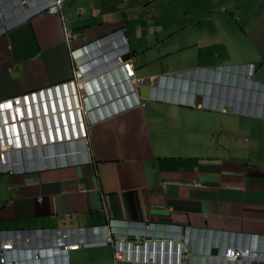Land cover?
Instances as JSON below:
<instances>
[{
	"label": "crops",
	"instance_id": "1",
	"mask_svg": "<svg viewBox=\"0 0 264 264\" xmlns=\"http://www.w3.org/2000/svg\"><path fill=\"white\" fill-rule=\"evenodd\" d=\"M45 1L0 0V100L43 94L25 124L40 136L69 133L77 105L48 88L75 79L74 49L117 29L153 90L127 107L132 98L115 91L121 70L105 63L119 53L94 52L79 80L89 91L76 92H86V137L21 150L22 162L0 170V229L27 234L17 239L27 258L35 247L53 257L66 234L78 247L60 253L63 264H115L112 243L102 242L113 232L142 236L156 251L185 233V264H247L221 259L220 247L212 254L209 240L264 239V0H62L55 13L39 9Z\"/></svg>",
	"mask_w": 264,
	"mask_h": 264
},
{
	"label": "clouds",
	"instance_id": "2",
	"mask_svg": "<svg viewBox=\"0 0 264 264\" xmlns=\"http://www.w3.org/2000/svg\"><path fill=\"white\" fill-rule=\"evenodd\" d=\"M19 1H20L19 2L20 6H24V4H27L30 2V0H26V2H24V3H22L21 0H19ZM51 4H52V0H46L44 3L39 5V9H41L42 11L49 12L48 10H46V8H47V6H49ZM58 10H59V8H57L56 11H52L50 13H55ZM73 35L75 36L74 38L77 37V35H75V34H73ZM124 41L125 42L127 41V38L124 35V32L121 29H117L114 32H111L105 36L97 38L91 42L84 43L83 45H81L78 48L73 50V52L75 51V53H76L75 54L76 55V58H75L76 69L75 70H78V65H80L83 72H84L83 73L84 77H87L88 72L85 71L86 68L84 67V65H86V60L88 61L90 59L96 58V57H93V55L95 53L98 54L97 57H101L103 59L105 56V58L107 59V56L110 53L118 52L119 54L115 55L113 60H111V61L108 60L105 63L107 65H110V66H116L117 65L121 70L120 76L123 78L122 68L117 63L116 58L120 57L122 60H129V59L124 58L125 53L127 51V47L124 46L125 45ZM104 44L109 45L112 48L110 50L108 48L106 49L103 47ZM80 52H82V53L80 54ZM249 64H252V63H249ZM249 64H247L243 68V71H245V73L248 75L247 79L249 77H252L253 73H254V65L253 64H252L253 65L252 72L248 73L247 69H248ZM134 73H135V70H134ZM135 77H136V75H135ZM139 79H141V78H139ZM79 80H77V81L75 80V82L72 86L70 84L68 85V88L70 91H72L73 88L75 89L74 90L75 93L80 89H83L85 91L87 90L86 84L79 82ZM152 80H153V78L147 80L148 86H149V88H151V90H153V87L149 84V82H151ZM156 80H157V78H156ZM142 84H144V81H142V83H140V84H133V82L127 81L125 78H123L121 80V82L116 86L115 91H116L117 95L122 94L121 97H124V98L131 97L132 103H128L126 106L127 107L133 106L135 103L140 102L142 99L141 96L138 94V91H137V87L142 85ZM87 91H89V88ZM84 93L85 94L82 96V99L84 98V96L86 97V92H84ZM72 95H73V92L71 93L72 105L73 106L77 105L75 112L78 108L79 114H78V112H76V113L80 117L77 118L78 120L74 119V121H72V122H70V119L68 120V130H69L68 134H61V136H58L56 134L57 136H54L52 130H50L48 128H44L43 130H41V134H45V130H47L48 135L40 136L37 133V131L35 129H33V127H30L29 124H25V123H24V125H21V126L17 124V133L11 127H10V131L8 133L5 132V129H3V131L1 129L0 140H1V138L4 139L3 140L4 145H2L1 141H0V167H1L0 170L5 171V170H9V169H14V167L10 166L12 163L22 162V159H23L22 155L15 156V154L20 153L21 150H26V149H29L32 147L49 146V145L56 143L59 140L60 141L61 140H73L72 138L79 137V136L81 138L86 137V131H85L86 130V123H85V120H84V118H82V115L80 113V109H81L80 100H82V99L79 100L77 98L75 101V99ZM118 111H120V110L119 109L114 110L111 113L114 114V113H117ZM67 115H68V113H67ZM9 121L10 120H7V122H9ZM11 123L12 122L10 121V124ZM71 123H73V124H71ZM74 126L76 129H74ZM77 126H78L79 130H78ZM35 132H36V135H34ZM75 132H76V134H75ZM82 132H84L85 134H83ZM6 136H12L13 141L11 143L5 142ZM15 136H18V139ZM1 153H3L2 158H1ZM56 154H58V152H53V155H56ZM38 155L40 158H46L47 157L42 151H40ZM8 233H9V231H8ZM8 233H6L5 230L0 229V240L3 237V234L6 236L4 239H11V238L14 239V243H13L11 248H9V249L2 248L1 249V246H0V249H1L0 264H48V262H52L53 264H63L64 262L59 261V258L62 257V255L60 253L62 251H68V250L76 249L78 247V244L75 243L77 245L75 248L65 249L63 241L60 240L59 242L62 243V244H60L62 246L57 245V244H56V246H53L56 250H59V251L55 252L53 257H50V254H48V255L43 254V252H40V249L38 247H35V248H29L30 252H29V256L27 258V256L24 255V248L17 247V243H18L17 239H21L24 243H26L28 241V239L26 240V237H25L27 234L19 233L16 235L17 236V238H16V237H11ZM108 235H112L114 238L121 236V238H122V236H127L128 234H120L118 232H113V234L109 233ZM180 236H185V233H182ZM59 237H61V236H59ZM56 239L57 238H55V240ZM124 239H128V238L125 237ZM172 240H177V239H172ZM260 240L263 243V245H260V246H262V253L264 255V239H259L258 243H260ZM102 242L108 243V242H104V239ZM53 243L55 244L56 241H54V242L51 241V244H53ZM215 243H216L215 239L209 240V248L211 251L212 249H216L214 247H220L219 256H220V251L225 246H231V245H221L222 244L221 242H219L217 245ZM258 243L252 248L255 249L258 246ZM167 250H168V248L165 251H167ZM163 254H164L166 260H168V258L172 256V254H170L169 252H166V253L164 252ZM160 257H161V253H158V259ZM243 262H245L247 264H251V262L258 263V262L253 261V260H248V261L243 260ZM258 264H264V260L262 261V263H258Z\"/></svg>",
	"mask_w": 264,
	"mask_h": 264
},
{
	"label": "built area",
	"instance_id": "3",
	"mask_svg": "<svg viewBox=\"0 0 264 264\" xmlns=\"http://www.w3.org/2000/svg\"><path fill=\"white\" fill-rule=\"evenodd\" d=\"M22 3L26 2V0H21ZM61 0H52V4L47 6L46 10L49 12L56 11L57 8H59ZM72 38H74V35H71ZM117 63L122 68V75L123 78H125L127 81L133 82V84H140L142 83V79H139L135 77L134 68L132 66V63L130 60H122L120 57H117ZM253 69V65H248V73H251ZM83 70L80 65H78V70H75L74 73V80H71L67 83L61 84V88L58 86H54V90L52 91L51 88H48V91L50 92H58L63 88V91L66 92V96L68 101L69 96L68 93L73 92V97L76 101V93L75 89L73 88L72 91L69 90L68 85L71 86L74 84L75 80L83 79ZM60 88V89H59ZM44 90V89H43ZM40 93V90L37 92H32L29 94H22V95H16L11 98L1 99L0 100V131L2 129H5V132L10 131V127L17 133V124L18 125H24V120L27 119V117H31V111H30V103L31 101H36L37 94ZM42 94V90L41 93ZM43 95V94H42ZM68 108H70V102H68ZM76 112L79 114V109L77 108ZM69 113L72 114V111L69 110ZM7 120H10L12 123L10 124V121L7 122ZM2 121V122H1ZM32 127V126H31ZM74 129L75 126H74ZM85 134L84 132H82ZM76 134V132H75ZM18 139V136H15ZM4 139L1 138V144L4 145ZM5 142L11 143L13 141L12 136H6ZM3 157V153H1V158ZM1 168V167H0ZM66 234H61L62 241L64 243V248H75L77 245L75 243H68L66 239ZM6 236L3 234L2 239L0 240V246L1 249H9L12 247L14 243V239H4ZM135 240L124 239L121 237H113L112 235H107L104 239V242H111L112 246L114 248V262L115 264L121 263L125 264L126 261H157L159 260L162 263H168V264H181L184 261H186V257L188 256V251H184L183 249V243H188V237L180 236V240H172L169 239L165 242L158 243L157 251L155 249H148L147 248V240H143L142 236H134ZM142 239V242H139ZM4 240V241H3ZM27 240V238H26ZM216 241V245L219 243L218 240ZM153 242V241H152ZM263 243L260 240V243H258V246L253 249L250 246H239V245H231V246H225L220 251V257L224 260H253L258 263H262L264 260V255L262 253V246ZM168 248L167 251H165ZM0 249V254H1ZM169 252L172 254L171 257L166 260L163 253ZM158 253H161V257L158 259Z\"/></svg>",
	"mask_w": 264,
	"mask_h": 264
},
{
	"label": "rangeland",
	"instance_id": "4",
	"mask_svg": "<svg viewBox=\"0 0 264 264\" xmlns=\"http://www.w3.org/2000/svg\"><path fill=\"white\" fill-rule=\"evenodd\" d=\"M262 14H263V12L261 13L260 16H262ZM257 15H259V14H257ZM257 15L255 13L254 17L252 19V22H254L255 24H257V22L260 19V18L255 19V18H257ZM236 49H237V51H240V54H242L245 58H250L253 55V52L251 51V45H248V43L246 41H244L243 38L242 39L241 38L236 39Z\"/></svg>",
	"mask_w": 264,
	"mask_h": 264
},
{
	"label": "water",
	"instance_id": "5",
	"mask_svg": "<svg viewBox=\"0 0 264 264\" xmlns=\"http://www.w3.org/2000/svg\"><path fill=\"white\" fill-rule=\"evenodd\" d=\"M127 55L124 56V58H126ZM148 81H144V84L140 85L137 87V91H138V94L141 96V97H147L150 93H151V88H149L148 86ZM215 249H212L211 250V253L214 254L215 253Z\"/></svg>",
	"mask_w": 264,
	"mask_h": 264
},
{
	"label": "bare ground",
	"instance_id": "6",
	"mask_svg": "<svg viewBox=\"0 0 264 264\" xmlns=\"http://www.w3.org/2000/svg\"><path fill=\"white\" fill-rule=\"evenodd\" d=\"M47 103V102H46ZM51 104V103H50Z\"/></svg>",
	"mask_w": 264,
	"mask_h": 264
}]
</instances>
